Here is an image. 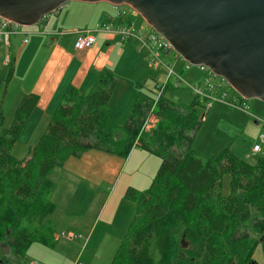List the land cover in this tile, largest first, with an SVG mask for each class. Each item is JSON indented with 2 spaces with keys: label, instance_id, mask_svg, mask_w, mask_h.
<instances>
[{
  "label": "trees",
  "instance_id": "obj_1",
  "mask_svg": "<svg viewBox=\"0 0 264 264\" xmlns=\"http://www.w3.org/2000/svg\"><path fill=\"white\" fill-rule=\"evenodd\" d=\"M117 82L105 67L87 91L69 85L21 158L10 147L36 97H24L11 129L0 130V264H28L30 243L49 242L53 228L44 219L53 210L47 176L54 167L90 148L126 156L133 146L161 162L146 189H126L125 198L136 203V210L110 264H255L253 250L264 240V156L248 162L229 145L207 156L196 151L194 137L209 100L193 92L189 105L173 102L164 92L158 98L145 95L118 125L109 105ZM115 129H122L124 138L116 137ZM225 174L228 194L221 191Z\"/></svg>",
  "mask_w": 264,
  "mask_h": 264
},
{
  "label": "crops",
  "instance_id": "obj_2",
  "mask_svg": "<svg viewBox=\"0 0 264 264\" xmlns=\"http://www.w3.org/2000/svg\"><path fill=\"white\" fill-rule=\"evenodd\" d=\"M79 2L75 6L85 10L95 20L80 28L73 25H66L65 28L91 30L97 24H117L126 19L119 14L120 10L114 4L86 5L82 4L86 2ZM48 21L45 17L36 27L22 26L20 32L9 36L7 44L0 40V69L2 75L6 76L4 88L8 93L14 87L10 101H13L11 108L15 110L10 126L21 100L34 95L36 102L25 125L35 117L37 125L44 124L42 133L69 85L81 92L87 91L103 68L118 71V64L123 66L118 60L126 53L131 55V62L134 63L137 83L142 81L139 86L145 83L148 65L145 54L139 51L135 39L121 41L116 36L95 32V43L89 48L78 50L74 47L75 34H54ZM154 82L161 81L155 78ZM243 99L240 98L241 103ZM110 111L112 112V108ZM255 117L253 116L254 119ZM258 119L254 122L262 126ZM115 136L124 138L125 134L115 132ZM158 164L159 158L140 146H133L126 156L97 148H90L79 156H68L62 165L54 167L47 176L52 184L50 202L53 210L44 221L48 220L52 225H64L67 229L65 239L72 244L60 242V236L54 231L53 239L49 238L48 243L33 241L26 253L30 249L37 255L39 250L47 253L48 261L34 260L39 264H107L106 261L114 248L117 249L136 210L134 201L125 198L126 189L129 186L145 189L153 179ZM77 232L80 235L75 240ZM82 236L84 239L80 242ZM58 242L60 245L56 247ZM32 244L36 245L35 248ZM72 245L74 249H78L76 257L74 249L70 250ZM54 249L57 252L51 254ZM91 249L94 254L96 252L95 257L99 258L93 262L92 255H87Z\"/></svg>",
  "mask_w": 264,
  "mask_h": 264
},
{
  "label": "rangeland",
  "instance_id": "obj_3",
  "mask_svg": "<svg viewBox=\"0 0 264 264\" xmlns=\"http://www.w3.org/2000/svg\"><path fill=\"white\" fill-rule=\"evenodd\" d=\"M77 3L80 2L75 0L68 1L65 4L61 5L57 10H54L46 15V19L49 20L48 25L50 29L55 32L54 34L71 33L63 32L64 28L68 25H73L80 28L81 26H84L85 23L89 24L90 22H93L95 20H93V17L91 15H88L85 10L79 9L77 6H75ZM90 3H106L110 6L112 5V3L107 1L86 2L82 4L89 5ZM122 6H124L122 10H131V14L133 15V21L137 29L142 30L143 33L144 31L150 29L144 18L140 16L137 12L132 10L126 4H121L117 6L120 11H122ZM37 25L38 24L26 28L36 27ZM139 51L141 50L139 49ZM176 54L177 52L175 50H171L170 54L166 56L162 53L164 63L170 64V66L174 67L175 69H178V71L181 70V75L183 79L188 83L195 85L197 82H199L200 84H202L204 72L199 68V66L192 65L187 61L183 62L182 60L176 59ZM120 59L121 60L118 61L123 64V66L118 64V71L113 70L117 75H119V77L115 91L112 95V99L109 102L110 108H112V112L110 111V113L115 118L118 125L123 124V122L125 121V117L127 116V113L129 112L134 101L143 100L145 95L154 96L156 94V84L154 82L155 78L156 80L160 79L161 82H163L166 78V72L163 66H160L158 69H154L150 67L148 62L146 61L149 72L147 74V78H145V83L139 86L142 81H140L139 84L137 83V80L135 78V72L133 70L134 63L131 62V55H128V53H126V55L120 57ZM156 74H158L157 77ZM5 77L6 76L2 75V70L0 69V114H3V117H0L1 131L11 129V116L13 114V111L15 110V108L14 110L13 108H11L13 101H10L11 96L14 93V87H12L11 90L7 93V90L4 89V85L6 84ZM213 78L216 81V77L213 76ZM171 81L173 80L171 79ZM222 91L227 94L228 99L234 97L236 99L237 106L228 105L227 102H223L220 99L213 100L212 103L209 105L206 114L204 115L201 127L198 129L194 137L193 148L202 155L207 156L213 154L219 148L225 145H229L231 151L238 158L248 162H253L255 155L264 156V148L258 154H254L252 151V145L257 142L259 133L262 129V126L257 125L254 120L257 118L264 119V103L256 98H244L242 100L243 103H241V96L229 84L226 83L223 84L222 90L217 89L218 95H220V92ZM164 96L168 97L175 103H182L188 105L192 102L194 98L191 89L186 85L178 87L171 86L168 89L164 90ZM204 110L205 109L202 108V111ZM253 116H256L255 119L253 118ZM24 125L22 126L19 135L13 141L10 147V153L18 158L23 157L27 151V148L30 145L36 143L44 124L39 123L37 125V121L35 117H33L30 121L26 123L25 126ZM149 126L150 125L148 124V122H146L144 125L145 129H148L146 127ZM116 130L117 129L114 130L116 133L124 134L121 129L117 131ZM156 156L159 158V164L157 166L158 168L161 162V158L158 155ZM151 181L149 182L148 186L150 185ZM221 191L223 194H228L230 192L229 174H225L222 178ZM134 204L136 206L135 202ZM54 225H52L53 232L56 231V233L60 236V242L63 241V243L66 242V244H72L65 239L67 234V229L64 228L65 226L61 223L55 226ZM53 235L54 233H52V239ZM78 235H80L78 232L75 233V240L78 239ZM253 236L259 237L258 235ZM83 239L84 236H82L80 242H82ZM59 245L60 244L58 242L56 247H58ZM35 246V244H32L33 248H35ZM74 248V245L70 246V250ZM77 250L74 249V257H76L78 253ZM2 251H4V247L0 244V257L2 255ZM115 251L116 247L111 253L109 259L106 261L107 264L111 263ZM53 252L55 254L57 252V249L52 250L51 254ZM87 255H92V262L99 259L95 257L96 252L94 254L92 249L90 251V254ZM89 257L90 256H88V258ZM24 259L25 261H28L29 264L31 261L34 260L40 262V259H45V261H48V256L47 253L42 252V250H39L37 255L36 253H32L30 249L26 253ZM252 259L255 264H264V240H258L253 250ZM98 263L99 262H93L92 264Z\"/></svg>",
  "mask_w": 264,
  "mask_h": 264
},
{
  "label": "water",
  "instance_id": "obj_4",
  "mask_svg": "<svg viewBox=\"0 0 264 264\" xmlns=\"http://www.w3.org/2000/svg\"><path fill=\"white\" fill-rule=\"evenodd\" d=\"M71 0H0V16L38 24ZM126 4L192 65L264 103V0H75Z\"/></svg>",
  "mask_w": 264,
  "mask_h": 264
},
{
  "label": "built area",
  "instance_id": "obj_5",
  "mask_svg": "<svg viewBox=\"0 0 264 264\" xmlns=\"http://www.w3.org/2000/svg\"><path fill=\"white\" fill-rule=\"evenodd\" d=\"M119 14L124 15L126 19L120 20L117 24L101 23L97 24L96 27L91 30L64 28L63 32H71L72 34L76 35L74 47L78 50L89 48L95 43V32H103L111 36H116L121 41H125L130 38L135 39L138 43L139 49L144 52L149 66L154 69H158L160 66H163L165 69V80L163 82H159L157 87H155L157 98L162 94V92H164L166 84L175 87L186 85L193 93L206 97L209 100L208 105H210L213 100L220 99L223 102H227L228 105L237 106L236 99L232 97L228 99L227 94L224 91L220 92V95H218L217 89L222 90L223 84H228L224 79L215 75L205 66L200 65L199 68L204 72L202 84L199 82H197L195 85L188 83L183 79L180 73L181 70L178 71V69H175L174 67L170 66V64H166L163 61L162 53L166 56L170 54L171 50H174L170 43L149 25L148 26L150 29L144 31V33L142 30L137 29L133 21L131 10H122L119 11ZM21 27L22 25L0 16V40L7 44L9 36L14 32H20ZM24 40L26 41V39ZM175 57L176 59L185 62V60H183L178 54H176ZM8 61L9 58H7V62ZM213 76L216 77V81ZM171 79L173 81H171ZM258 122L261 123L262 129L259 133L257 142L252 145V151L254 154L260 153L264 148V119L259 118ZM29 264L39 263L32 261ZM76 264L82 263L77 262Z\"/></svg>",
  "mask_w": 264,
  "mask_h": 264
}]
</instances>
